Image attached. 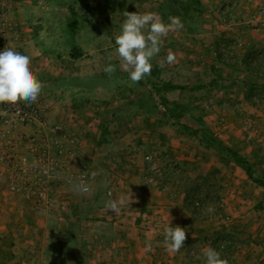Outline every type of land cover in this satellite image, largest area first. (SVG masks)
I'll return each mask as SVG.
<instances>
[{
    "label": "rangeland",
    "instance_id": "374dc122",
    "mask_svg": "<svg viewBox=\"0 0 264 264\" xmlns=\"http://www.w3.org/2000/svg\"><path fill=\"white\" fill-rule=\"evenodd\" d=\"M228 3L222 6L223 13L218 11L220 5L215 8L216 21L203 19V25L212 34L210 44L215 45L216 52L223 53H217L219 59L237 64L239 54L245 55L241 50L246 48V42L239 36L227 35L244 20L240 16L245 11L239 9L238 0ZM206 6L195 0H0V51L7 46L21 53L29 49L35 73L45 85L38 100L30 106L36 110L34 118L23 123L8 116L11 123L0 122V264H46L57 252V243L48 242V238L75 232L77 223L80 227L89 210L95 209L98 215L96 208L119 197L114 192L121 188L120 182L125 185L129 184L125 180H132L127 167L130 156L122 154L124 146L135 141L133 137L140 131V125L153 127L147 115L141 114L159 103L163 106L158 111L168 112L163 97H155L163 86L157 84L163 79L167 56L174 53L175 63L182 67L187 58L185 49L191 43L190 34L194 33L193 14L189 13L205 10ZM262 8L264 2L255 11L262 15L264 25ZM126 11L156 13L164 23H170L169 17H179L184 24L183 29L173 30L163 38L159 54L151 61V74L136 84L122 69L116 53L115 38L122 33ZM234 40L239 43L235 49H219ZM202 42L205 43V38ZM249 53L247 65H264V48L255 47ZM109 63L116 67L111 77L103 71ZM254 95L258 113L222 117L215 125L234 124V133L238 135L235 139L250 145L247 150H240L245 155L218 144L215 149H202L212 166L221 159L223 173L215 182L204 174H186L185 168L170 155L149 153L161 162L158 163L163 167V175L148 179L151 172L147 165L145 184L158 183L171 193L177 188L184 189L187 204L196 210L195 217H204L197 220L233 223L246 215L244 231L238 230L236 224H228L220 228L223 231L219 230L222 232L219 239L211 230L191 246L190 254L202 264H206L204 251L208 248L218 251L228 264H264V224H256L259 221L256 217L264 219V186L258 178L264 172V91L255 89ZM166 102L173 107L176 101ZM180 105L181 116L168 115L167 125L185 126L194 141L190 144L198 141L196 131L201 135L200 141L230 144L225 130L219 132L221 139L215 138L209 128L214 124L211 117L193 115L186 105ZM159 128L149 131V139H153V132L159 133ZM231 151L239 154V158L233 157ZM246 156L253 157L255 162L251 164ZM233 170L239 174L237 181L230 176ZM247 170L255 173V177L247 179ZM93 171L97 173L94 180ZM82 172L87 173L92 189L87 194L74 189ZM109 192L113 194L111 197ZM223 200L230 205L227 209L221 205ZM210 206L213 212L207 211ZM97 228L100 230L99 226L93 229ZM245 247L255 253L251 261L240 260V248L244 251ZM11 254L15 257L11 258Z\"/></svg>",
    "mask_w": 264,
    "mask_h": 264
},
{
    "label": "crops",
    "instance_id": "0c3cea01",
    "mask_svg": "<svg viewBox=\"0 0 264 264\" xmlns=\"http://www.w3.org/2000/svg\"><path fill=\"white\" fill-rule=\"evenodd\" d=\"M195 1L198 4L209 6H206L205 10L189 13L193 14L191 15V21L194 24L191 29L194 33L190 34L192 36L190 38L191 43L185 49L187 58L184 60L183 68L175 62L165 63L167 66L164 67L163 76L161 75L163 79L161 84H157L160 87L164 83L177 86L169 89L162 87L159 92L155 93V97L159 96L169 101L184 104L191 114L202 116L204 119L206 116L211 117L214 124L208 126L216 134L215 138H220L219 132L225 130L229 133L230 144L225 141L222 143H217V141L207 142L205 139L200 141L201 135L200 133L197 134L198 131L194 133L198 138L197 144H190L194 141L190 140L189 132H187L185 126L182 124L175 126L172 123H170L172 126L167 125L168 112L161 114L158 111L163 104L159 103V106L151 111L141 114L147 115L150 126L153 127L148 128L140 125L138 137H133L135 141L131 145L124 146L122 154L130 156L128 158L129 162H127L129 163L127 167L130 170H126L130 171L128 174H130L132 180H125V183L129 182L125 185L120 182L121 188L114 192L115 196H123L127 199L131 191L132 202L126 203L119 212L110 211L106 204L96 208L98 215L95 214V209H91L87 217L81 220L80 227L77 223L75 232L71 230L70 234L68 233L65 236L48 238V242L57 243V252L52 254L50 260L47 259L46 264H202L195 260L190 254V250L196 241L203 238L201 237L203 234L206 235L211 230H214L212 233L222 230L220 228L228 224H236L238 230L240 228L243 231L245 230L243 228L248 220L245 221L246 215L244 214L241 215V219H234L233 223H223L222 220L218 222L215 220L213 223H211V220L200 221L195 217V208H190L187 204L184 189L177 188L176 191L171 193V191L167 192L160 188L158 183L145 184L144 182L145 170L148 165L145 159L146 154L151 153L155 156H158V154L170 155L185 168L186 174L190 173L191 176L204 174L215 182L216 178H221L220 175L223 173L221 159L212 166V161L207 159V156L204 157L205 151L202 149H215L218 144V147L226 148L228 146L235 152L237 150L241 155H245L240 150L250 146L247 144L248 142L235 139V136L238 135L234 133L236 131L234 124L224 125L222 123L219 126L215 125L222 117L258 113L256 110L257 105L253 99L255 98V89L262 88L264 91V65L250 67L247 65L246 57L255 47L264 48L263 18L260 13L255 11L257 5L264 2V0H238L239 9L245 11V14L240 16L244 20L242 19L243 21L234 26L230 35L226 34L227 36H239L246 42V48L243 49L244 51L241 50V52H245V55L239 54L240 63L237 64L223 63L219 59L214 49L215 45L210 44L212 34L203 25V19L216 21L218 13L215 8L220 5L218 11L221 13L224 11L222 6L227 5L230 0ZM245 5H248V7L244 9ZM204 38L205 43L202 42ZM157 70L162 71V68L157 66ZM175 70L178 72L181 70V74L178 75ZM191 89L195 91L193 93L195 95H191ZM197 120L200 121V119ZM157 127H160L159 133L156 135L153 132V139H149V131L153 128L155 130ZM200 131L202 130L200 129ZM250 148L252 149V147ZM213 158L215 159L216 156L213 155ZM246 160L251 164L255 162L253 157L246 156ZM230 165L232 167L234 163L231 162ZM207 167L212 168V171L208 170ZM233 171L235 173H230V176L233 180H239V174L235 170ZM248 171L247 179H251V175L255 177V173L252 171L248 173ZM258 178L264 181V172ZM236 181L234 183H237ZM221 205L226 209L230 206L225 200ZM237 206L239 207L240 204ZM110 213L113 214L112 217L108 216ZM98 216H103V218ZM258 218L256 217L259 220L256 224L262 226L264 219H262L263 217ZM94 226H99L100 230L98 228L93 229ZM167 226H180L187 232V240L179 252L170 253L167 251L164 243V228ZM232 227L234 228L233 225ZM247 234L249 233L247 232ZM148 243L151 244V251L147 250ZM240 251V260L245 258L247 262L255 258V253L250 247H245L244 251L240 248ZM10 256L11 258L15 257L12 254Z\"/></svg>",
    "mask_w": 264,
    "mask_h": 264
},
{
    "label": "clouds",
    "instance_id": "9594fccd",
    "mask_svg": "<svg viewBox=\"0 0 264 264\" xmlns=\"http://www.w3.org/2000/svg\"><path fill=\"white\" fill-rule=\"evenodd\" d=\"M126 19L122 24V33L115 38L117 45L116 53L121 61V67L129 73L132 84L140 82L151 74L152 59L157 56L163 45V38L173 30L184 28V24L179 17H169L170 23H164L156 13L125 12ZM33 55L29 49L24 52L6 47L0 51V105L8 103L17 105L20 102L30 107L38 100L45 85L38 78L32 66ZM109 60L112 56L109 55ZM176 61L174 53L169 52L167 62L169 64ZM103 71L111 77L116 71L115 65L109 63ZM19 113V109L17 110ZM151 160V157H148ZM96 172H91L94 180ZM76 192L87 194L91 192V186L83 179L74 185ZM113 195L111 192L108 194ZM132 193L109 200L106 207L112 212H119L121 208L131 201ZM208 212H213L214 208L209 207ZM165 245L170 253L179 252L184 247L187 240V232L180 226H167L164 228ZM147 250L151 251V244H147ZM206 264H228L226 259H222L218 251L208 248L204 251Z\"/></svg>",
    "mask_w": 264,
    "mask_h": 264
},
{
    "label": "built area",
    "instance_id": "2783aa9c",
    "mask_svg": "<svg viewBox=\"0 0 264 264\" xmlns=\"http://www.w3.org/2000/svg\"><path fill=\"white\" fill-rule=\"evenodd\" d=\"M233 6V5H231ZM263 12H264V8H262ZM239 45V43H237V41H232L230 43H227L226 45H220V48L223 49H235V47ZM222 53V51H220ZM223 54V53H222ZM3 107V110H0V122H5V123H11L10 119L8 118V116H12V118L14 117V119H18L19 121L23 122V123H27L29 122L32 118L35 117L36 115V110L33 107H28L24 104H17V105H10L8 103H5L3 105H0V107ZM19 109V113H17V110ZM148 157H151V160H148ZM162 157V156H160ZM146 161L148 162V166H149V170L151 172V175L148 179L150 180H155L157 179V177H162L163 175V167H161L159 165V163H161L160 161H158L155 156L151 155V154H147L145 156ZM160 159H163L160 158ZM159 159V160H160ZM159 162V163H158ZM83 178L89 185L90 182L88 180V176L86 172H82L79 174L78 176V183L80 182V179Z\"/></svg>",
    "mask_w": 264,
    "mask_h": 264
},
{
    "label": "trees",
    "instance_id": "16d2710c",
    "mask_svg": "<svg viewBox=\"0 0 264 264\" xmlns=\"http://www.w3.org/2000/svg\"><path fill=\"white\" fill-rule=\"evenodd\" d=\"M217 53L218 54H220L221 52L220 51H218L217 50ZM77 55L79 54V53H76ZM76 54L74 55V56H76ZM80 55V54H79ZM220 57L221 58H223L221 55H220ZM249 62V61H248ZM248 65L251 67V65L248 63ZM177 85H175V84H170V83H164L163 84V88L164 89H169V88H175ZM163 101L165 102V104L167 105L166 106V109H167V111L169 112V115L170 116H176V117H180L181 116V109H183L181 106L182 105H180V104H178L177 102H175L174 104V106L173 107H169L168 106V102H166V99H163ZM152 106H154V105H152ZM178 106L179 107H181V109H179L178 108ZM232 152V151H231ZM233 153V157H235L236 159L237 158H239V156L235 153V152H232ZM259 183L261 184V185H263L264 186V181L263 180H260L259 181ZM193 209H194V206H193ZM206 217V216H205ZM198 218H204L203 216L202 217H198ZM215 235L216 236H214L216 239H219V237H220V235H222V232L221 231H216L215 232Z\"/></svg>",
    "mask_w": 264,
    "mask_h": 264
}]
</instances>
